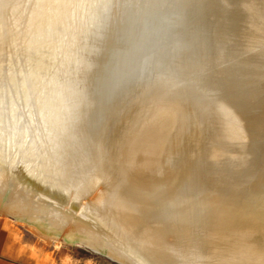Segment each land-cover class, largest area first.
<instances>
[{"label": "bare ground", "instance_id": "bare-ground-1", "mask_svg": "<svg viewBox=\"0 0 264 264\" xmlns=\"http://www.w3.org/2000/svg\"><path fill=\"white\" fill-rule=\"evenodd\" d=\"M169 2L127 76L139 0H0V80L46 117L24 140L5 121L0 218L61 257L264 264V0Z\"/></svg>", "mask_w": 264, "mask_h": 264}, {"label": "clouds", "instance_id": "clouds-1", "mask_svg": "<svg viewBox=\"0 0 264 264\" xmlns=\"http://www.w3.org/2000/svg\"><path fill=\"white\" fill-rule=\"evenodd\" d=\"M4 7L7 8L8 5H4ZM110 7L111 5H109ZM122 15L127 17L126 23L136 43L131 52L126 54L123 63L117 64L116 71L131 76L135 72V55L153 43L167 44L169 32L172 28L178 26L182 13L177 2H169V0H139L134 12H125ZM169 46L173 51H178L181 47L179 43H172ZM151 60L152 57H149L144 61V72L150 70ZM175 86L178 87V85Z\"/></svg>", "mask_w": 264, "mask_h": 264}, {"label": "rangeland", "instance_id": "rangeland-1", "mask_svg": "<svg viewBox=\"0 0 264 264\" xmlns=\"http://www.w3.org/2000/svg\"><path fill=\"white\" fill-rule=\"evenodd\" d=\"M0 261L5 264H114L83 248L68 249L61 257L58 249L38 242L32 233L22 225L18 227L10 218H0Z\"/></svg>", "mask_w": 264, "mask_h": 264}, {"label": "snow or ice", "instance_id": "snow-or-ice-1", "mask_svg": "<svg viewBox=\"0 0 264 264\" xmlns=\"http://www.w3.org/2000/svg\"><path fill=\"white\" fill-rule=\"evenodd\" d=\"M25 71H27L25 69ZM18 77L21 75L17 74ZM19 79L16 88L5 84L0 80V133L5 130L7 120L9 128H18L21 140L29 132L35 133L37 126L46 119L43 106L37 91L31 83L28 84V92L25 93L19 87ZM9 92L12 93L9 96ZM223 110L222 106H219Z\"/></svg>", "mask_w": 264, "mask_h": 264}, {"label": "crops", "instance_id": "crops-1", "mask_svg": "<svg viewBox=\"0 0 264 264\" xmlns=\"http://www.w3.org/2000/svg\"><path fill=\"white\" fill-rule=\"evenodd\" d=\"M2 262H5V261H0L1 264H5V263H2Z\"/></svg>", "mask_w": 264, "mask_h": 264}]
</instances>
